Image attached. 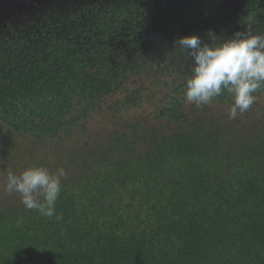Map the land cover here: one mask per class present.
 Masks as SVG:
<instances>
[{"label":"trees","instance_id":"obj_1","mask_svg":"<svg viewBox=\"0 0 264 264\" xmlns=\"http://www.w3.org/2000/svg\"><path fill=\"white\" fill-rule=\"evenodd\" d=\"M209 29L264 34V0L43 2L0 29V133L57 150L132 77L186 80L174 40L209 42ZM183 91L156 115L170 133L134 125L65 153L62 219L0 208V264H264L262 122L188 114ZM124 104L140 106L138 92Z\"/></svg>","mask_w":264,"mask_h":264},{"label":"clouds","instance_id":"obj_2","mask_svg":"<svg viewBox=\"0 0 264 264\" xmlns=\"http://www.w3.org/2000/svg\"><path fill=\"white\" fill-rule=\"evenodd\" d=\"M208 39L205 42L193 34L174 40L191 62L182 98L201 108L226 91L233 98L228 118L236 119L252 108L257 100L255 93L264 89V34H253L246 29L220 39L209 29ZM66 177L63 167L50 171L43 165L31 166L19 174L9 170L5 191L18 193L26 209L60 220L62 215L56 212V202L62 179Z\"/></svg>","mask_w":264,"mask_h":264},{"label":"rangeland","instance_id":"obj_3","mask_svg":"<svg viewBox=\"0 0 264 264\" xmlns=\"http://www.w3.org/2000/svg\"><path fill=\"white\" fill-rule=\"evenodd\" d=\"M184 82L185 78L180 81L175 74L155 75L142 73L132 77L120 92L98 104L89 119L80 122L69 137L64 136L60 139L59 143L62 148L60 147L57 150L54 144L48 143L38 147L28 141L21 139L17 141L12 138L11 134L1 132L0 208L5 207L9 203L18 205L21 202L18 193L9 194L5 191L9 170L19 174L28 167L43 165L48 167L50 171L63 167L67 172V176H70L74 170H71L70 166H68L67 156L65 155L67 151H72L77 147L81 148L84 145L95 146L96 143H101V140L112 132L129 133V127L134 125L149 130L170 133L173 126L164 121L156 120V115L173 98H180L179 96L181 95L175 92ZM134 92H138V96H140V106L129 109L124 104V101ZM184 103V111L188 114L202 113L204 107L207 106L208 114L222 118L225 116L229 119L228 111L230 106L223 107L213 101L210 105L196 108L194 104H188L185 101ZM246 114L252 115L251 121L253 123L254 121L262 122L258 124L259 129L264 128V93L257 97L250 110L238 115L236 119L241 120Z\"/></svg>","mask_w":264,"mask_h":264},{"label":"water","instance_id":"obj_4","mask_svg":"<svg viewBox=\"0 0 264 264\" xmlns=\"http://www.w3.org/2000/svg\"><path fill=\"white\" fill-rule=\"evenodd\" d=\"M48 0H0V29L28 14L36 12L41 3Z\"/></svg>","mask_w":264,"mask_h":264}]
</instances>
